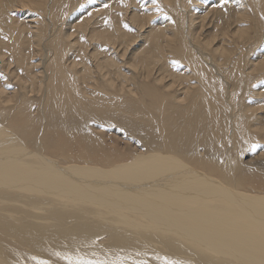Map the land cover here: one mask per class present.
<instances>
[{
	"label": "bare ground",
	"instance_id": "bare-ground-1",
	"mask_svg": "<svg viewBox=\"0 0 264 264\" xmlns=\"http://www.w3.org/2000/svg\"><path fill=\"white\" fill-rule=\"evenodd\" d=\"M64 1L0 0V77L19 66L25 74L9 95L0 84V264H264V191L214 174L230 179L223 157L264 136V116L245 104L264 75L255 51L264 0L211 9L200 0L196 18L191 0H161L170 18L144 35L151 41L131 73L120 64L129 27L92 28L77 16L64 34ZM27 6L42 19L23 25L9 14ZM146 8L130 22L155 13ZM197 18L212 26L208 36ZM96 39L107 47L89 50ZM35 93L40 116L28 108ZM107 103L145 146L131 159L84 124ZM86 147L91 159L69 157Z\"/></svg>",
	"mask_w": 264,
	"mask_h": 264
},
{
	"label": "rangeland",
	"instance_id": "rangeland-1",
	"mask_svg": "<svg viewBox=\"0 0 264 264\" xmlns=\"http://www.w3.org/2000/svg\"><path fill=\"white\" fill-rule=\"evenodd\" d=\"M67 1L70 2V8H69V5L65 6V2H67ZM149 1H152V3ZM201 1L200 0H191L190 3L188 4L192 7V10L194 12H196L194 15L195 18L204 13V11H201L200 10L201 8L199 7L200 5H202V3H204V7L211 9V6H212V8H216L215 6L218 7L219 5H221V7L219 6L218 8H222L223 5H224V7L226 6V1L231 2V0H226V1L225 0H223V1L218 0V3H217V0H216V5H215V0H205V2L203 0L202 3H201ZM159 2H162V3H159ZM206 2H207V4H206ZM219 2H220V4H219ZM232 2H231V5H233V8H236L239 0L238 1L236 0V3L234 2V0ZM155 3H157V5H154ZM197 3L198 4L201 3V4L198 5ZM217 4H219V5H217ZM75 5H77V7ZM63 6H65L63 9L64 14L59 13L57 15V19H58V25L62 26V27L65 26L63 29H67V32H64V34L69 33L70 30H72V29H74V31H75V28H73V27L67 28V27H68V25H70V23H72L77 18V16L79 17L78 20H81L82 17L87 19V23L90 22V25H92V28H94V27L98 28L99 27V29H104V30L110 31V29H112V27L113 28L116 27L117 24L120 27L123 26L122 29H125V28L127 29V27H129L128 29H130L131 35L134 34L133 35L134 36V38H133L134 42L129 41V44L127 46V50H126L125 54L122 56V58L120 59V62H121L120 64L127 66L125 68H122V70H123L122 72H124V73L127 72V70H129L131 73V72L135 71V68L140 67L139 66L140 63L138 65L137 64L132 65L130 63L137 62L138 59L141 58L140 56H142L143 52L146 50L145 46L147 45L148 42L151 41L150 39L147 40L146 38H144V35L145 34L146 35L151 34V32H150L151 28L155 25H158V24L160 25L161 21H164V20L167 21L170 18L169 13L171 12V9L168 8V5H166L161 0H155V1H153V0H120V1L119 0H65L61 7H63ZM87 6H89V7H87ZM147 6H153L155 13H153L152 16H149L148 18H145V19L141 20L140 22H138V23H141V25L145 24L142 28H140V30H138L139 28L136 26V25H138V23L136 22L135 23L136 25L133 24V22L131 23L130 17L134 13H135V15H138L140 17L145 15L148 12V8H149V7L146 8ZM155 6H157V8H155ZM44 7H45V4H44ZM72 7H74V8H72ZM186 7H187L186 9H190L189 6L186 5ZM71 9H72V11H71ZM25 10L22 8L20 10H16V11L10 10L9 14L10 15L13 14L12 16L16 19H18L20 17L19 18L20 24L24 23L23 25H25V23L30 22L29 20H31L30 18H32V15L34 18L36 17L38 19H42L43 15L38 14L37 10L35 12L33 10L29 11V10H31L29 8V6H27V9H25ZM15 12H16V14H15ZM17 13L19 14V16ZM66 13L69 16L66 15ZM34 14H37V16H34ZM61 14H63V15H61ZM72 14H73V17H71ZM38 15L39 16L41 15V16L39 17ZM166 15H167V17H166ZM63 17H64V19H63ZM46 18H47V16H46ZM71 18H74V19H71ZM163 18H165V19H163ZM166 18H167V20H166ZM200 19L201 18H197L196 20H194V22L199 21ZM24 20H27L28 22L24 21ZM186 20H187V18H185V21ZM262 20L264 23V18L261 19V22H262ZM60 21H63V22H60ZM201 21L203 23V28L200 32L201 36H208L213 31V28H212V26L206 25V20L201 19ZM66 22H67V26L65 25ZM62 24H64V25H62ZM132 24H133V26H132ZM107 25H108V27H107ZM197 25H198V22L195 24V26H197ZM49 26H52V25L49 24L48 27ZM55 26H52V28H54V31L57 30V28L55 30ZM135 27H136V29H135ZM2 35H3V32L2 33L0 32V36H2ZM263 38H264V33H263ZM261 41H259L258 45H260V46L257 45L258 48H256L255 51L263 53L262 51H264V39ZM102 42L103 41L99 40V39L93 40L91 42V44L89 45L88 49L91 51H97V50H94V47H96V46H101L102 48L107 47L105 45H102ZM91 47H93V48H91ZM117 48L114 47L115 50H117ZM112 49L113 48H111L109 50V52H112L114 50V49L113 50ZM0 50H7V48H5L3 45V47L1 46ZM25 52L27 53V51H25ZM103 53L105 54L106 52L103 51L102 55H103ZM7 55H8V53H7ZM7 55L5 54L4 56H7ZM31 58L34 59V62L37 61V59L34 56ZM14 68H15V71H14V73H12L13 75L11 76V79L8 77L9 75L0 77V84H1V86L3 85L2 88H4V89L7 88V89H5V91L7 92L6 93L7 95L12 93V89H13V91H17V89L19 90L20 85H18V82H19L18 78H20V79L24 78L25 79V77H24L25 74H23L24 71H22L20 66L17 68V70H16V67L9 68L8 70H13ZM33 70L35 71V68ZM139 70H141V67L139 68ZM260 79H264V75ZM260 79L255 81L252 84V86L250 87L248 95L245 99V104L248 103L247 104L248 107H250L251 109H256V111L258 112L257 113L258 116H264V81H262V80L260 81ZM14 80H16V81H14ZM8 83H9V85H8ZM13 85H15V86H13ZM251 91H252V93H251ZM31 98L33 100L30 101L31 103L29 104L28 108L31 111H33V108H34L35 109L34 114L40 116L41 107L38 106V103L41 100L40 95L35 93V94L31 95ZM34 102L36 103V105ZM107 105H108V103L105 106H96L94 108V110H91L92 112L88 115L91 118L89 120H87L84 124L90 129H96V131H98V130L101 131L100 135L105 136L103 138V141H106V142L110 141L111 142L110 143L111 145L109 143H104V145L107 146V148H111L109 150H111L113 152L118 151L120 154H122L123 158L121 159V161L131 159L133 156L132 153L134 151L140 150L141 148L143 149V148H145V146L143 145V142L140 141L139 135L137 133H134L131 130L130 126L128 125V122L125 121L123 115L119 114L118 112L114 111L113 109H109L107 107ZM38 112H40V113H38ZM88 116H86L84 119L86 120V118ZM72 127L81 128L79 126H72ZM65 135H66V137H68L67 134H65ZM254 138L255 139L252 141H244V142L240 143L235 148L230 150L226 156L223 157V159H222L223 167L224 168L226 167L225 169L229 170V172L231 173V174H228L230 179H225L221 173L217 174L216 172H214V174L216 175V178H218L219 180H222V181L230 180L227 183L231 186L237 187L238 189L244 188V189L256 190V191H260V192L264 191V136L258 135V136H255ZM86 142H88V141H86ZM112 142H113V144H112ZM127 143L129 144L130 153H127L128 149L124 146V144H127ZM253 145H258V147H256L255 151H252ZM91 149H92L91 147H86V151L81 149V148L74 149L73 153L69 154V157L72 159L79 158L82 160L83 159L84 160L91 159L88 156L91 152ZM143 151L146 152V150H143ZM101 154L104 155L103 152H101Z\"/></svg>",
	"mask_w": 264,
	"mask_h": 264
},
{
	"label": "snow or ice",
	"instance_id": "snow-or-ice-1",
	"mask_svg": "<svg viewBox=\"0 0 264 264\" xmlns=\"http://www.w3.org/2000/svg\"><path fill=\"white\" fill-rule=\"evenodd\" d=\"M173 63H176L175 61ZM256 147H258V145H253L252 146V151H255ZM67 259H69L71 261V257H67ZM41 264H44V262H41ZM78 264H104V262H93V261H84V260H80L78 262ZM166 264H177V262L174 261H166Z\"/></svg>",
	"mask_w": 264,
	"mask_h": 264
}]
</instances>
